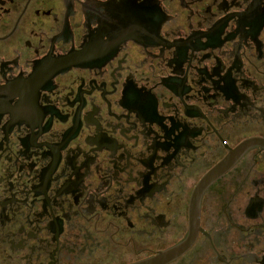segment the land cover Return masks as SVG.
I'll use <instances>...</instances> for the list:
<instances>
[{"label": "flooded vegetation", "instance_id": "1", "mask_svg": "<svg viewBox=\"0 0 264 264\" xmlns=\"http://www.w3.org/2000/svg\"><path fill=\"white\" fill-rule=\"evenodd\" d=\"M188 240L264 264V0H0V264Z\"/></svg>", "mask_w": 264, "mask_h": 264}, {"label": "water", "instance_id": "2", "mask_svg": "<svg viewBox=\"0 0 264 264\" xmlns=\"http://www.w3.org/2000/svg\"><path fill=\"white\" fill-rule=\"evenodd\" d=\"M258 140L250 139L244 142L238 147L233 153L229 154L222 162H220L215 168H213L202 180V185H209L215 181L219 176H221L230 166L238 160V158L243 154L245 150L257 143ZM190 240L183 242L179 246L172 248L168 251L160 253L158 256L151 257L149 259L134 263V264H164L174 256L182 251L188 244Z\"/></svg>", "mask_w": 264, "mask_h": 264}]
</instances>
